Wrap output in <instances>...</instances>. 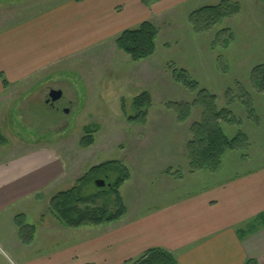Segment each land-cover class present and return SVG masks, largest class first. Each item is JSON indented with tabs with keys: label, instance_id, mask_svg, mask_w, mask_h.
Listing matches in <instances>:
<instances>
[{
	"label": "rangeland",
	"instance_id": "obj_1",
	"mask_svg": "<svg viewBox=\"0 0 264 264\" xmlns=\"http://www.w3.org/2000/svg\"><path fill=\"white\" fill-rule=\"evenodd\" d=\"M67 1L71 0H0V31ZM184 1L163 0L161 4L174 6L152 13L149 22L157 27L158 36L156 52L148 59L132 62L116 48L117 35L7 87L0 100V163L46 150L61 163L67 179L30 200L31 212L43 216L39 221L32 220L33 214L28 216L36 221L37 230L44 217L54 219L48 209L50 200L46 204L50 191L78 186L83 198L93 199L79 208L106 206L114 213L115 197L107 183L121 176L116 167L77 184L90 169L106 162L127 168L129 178L124 183H128L121 185L119 193L132 213L180 200L229 177L264 170V92L250 82L252 69L264 64V2L228 0L226 4L237 6V11L203 31L194 29L203 28V23L191 24V14L222 0ZM175 70H186L198 89L190 92L174 81ZM199 90L215 96L218 109L231 112L229 118L236 124H222L228 138L238 132L249 138L247 147L223 155L217 173H190L186 146L189 128L199 120V108L192 106L180 122L168 105L192 104ZM51 91L63 98L47 108ZM142 92L151 98L145 122L130 123L128 117L137 112L133 99ZM244 92L252 98L257 121L248 117L242 105ZM88 137L93 142L84 147L82 140ZM97 180L105 181L106 187L97 188ZM59 239L44 236L42 245ZM8 255L0 242V264H15Z\"/></svg>",
	"mask_w": 264,
	"mask_h": 264
},
{
	"label": "crops",
	"instance_id": "obj_2",
	"mask_svg": "<svg viewBox=\"0 0 264 264\" xmlns=\"http://www.w3.org/2000/svg\"><path fill=\"white\" fill-rule=\"evenodd\" d=\"M162 1L149 7L142 0L64 2L0 31V74L7 87L17 85L174 6ZM7 90L0 81V100ZM64 174L46 150L0 163V242L15 264H124L153 248L168 251L179 264H264V170L229 177L159 207L135 213L126 208V215L111 224L67 229L44 217L37 230L36 221L28 219L34 212L30 200L64 185ZM52 191L46 204L60 192ZM18 214L36 228L29 246L18 240ZM33 215L40 220V213ZM44 236L60 241L42 245Z\"/></svg>",
	"mask_w": 264,
	"mask_h": 264
},
{
	"label": "trees",
	"instance_id": "obj_3",
	"mask_svg": "<svg viewBox=\"0 0 264 264\" xmlns=\"http://www.w3.org/2000/svg\"><path fill=\"white\" fill-rule=\"evenodd\" d=\"M159 0H142L146 7L158 2ZM264 2V0H260ZM228 0H222L217 6L202 7L194 11L190 16V22L193 25L203 23V28L193 26L196 30H206L221 19L229 17L237 11V6L226 4ZM196 27V28H195ZM158 29L150 21H144L135 28L122 31L114 43L116 48L126 54L132 62H138L154 56L156 52V39ZM173 79L181 84L186 90L192 92L198 89V83L193 81L186 70L173 71ZM0 81L3 87L7 88V82L0 74ZM250 82L259 92H264V64L254 67L250 74ZM245 93V101L242 105L246 108L248 117L257 121L251 96ZM133 107L137 112L128 117L130 123L145 122L147 109L151 104L150 95L147 92L138 94L133 99ZM169 107L176 112L177 119L183 122L189 115L192 106L199 108V120L194 122L189 133L191 139L186 146L187 158L189 161L190 173L197 170L217 173L220 170L223 155L228 151L242 150L249 145V138L244 132H238L235 137L228 138L222 129V124L234 125L236 122L230 120L231 112L226 109H218L216 97L206 90H199L195 101L192 104L169 103ZM84 147L92 144L91 137L82 140ZM109 167H116L121 176L113 184L107 183L115 197L116 211L111 213L106 206L103 207H85L80 205L92 204L93 199L83 198L80 195L79 187L75 186L69 190L61 191L50 199L49 213L63 227L67 229H79L85 226H101L120 221L126 215V207L120 196L119 189L121 185L128 180L129 173L119 162H106L88 171L77 184L84 182L89 175L97 174ZM169 172V170H167ZM106 184V185H107ZM106 187V186H105ZM104 187V188H105ZM103 189V188H100ZM88 200V201H87ZM43 217V216H42ZM42 217L40 220H42ZM264 221V217L260 218ZM25 216L19 214L14 218V224L17 227V237L24 246H29L33 240L36 228L24 222ZM124 264H179L176 258L164 249L153 248L146 251L136 260H130ZM247 264H255L253 261H247Z\"/></svg>",
	"mask_w": 264,
	"mask_h": 264
},
{
	"label": "water",
	"instance_id": "obj_4",
	"mask_svg": "<svg viewBox=\"0 0 264 264\" xmlns=\"http://www.w3.org/2000/svg\"><path fill=\"white\" fill-rule=\"evenodd\" d=\"M60 97H61L60 92H56V91L49 92L47 100L45 102V106L47 108L51 107L52 104H54L57 101V99H59ZM95 185L97 188L100 189V188H104L106 186V183L103 180H97L95 182Z\"/></svg>",
	"mask_w": 264,
	"mask_h": 264
},
{
	"label": "flooded vegetation",
	"instance_id": "obj_5",
	"mask_svg": "<svg viewBox=\"0 0 264 264\" xmlns=\"http://www.w3.org/2000/svg\"><path fill=\"white\" fill-rule=\"evenodd\" d=\"M61 98H63V96Z\"/></svg>",
	"mask_w": 264,
	"mask_h": 264
}]
</instances>
